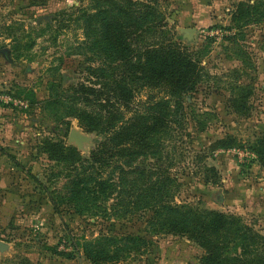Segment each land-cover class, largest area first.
<instances>
[{
    "label": "rangeland",
    "instance_id": "374dc122",
    "mask_svg": "<svg viewBox=\"0 0 264 264\" xmlns=\"http://www.w3.org/2000/svg\"><path fill=\"white\" fill-rule=\"evenodd\" d=\"M161 1L167 31L182 38L176 41L192 50H209L203 60L209 76L187 98V136L174 154L181 183L176 202L239 217L264 236V169L249 150L264 134V22L255 20L263 8L236 27L232 17L239 3L255 0ZM92 4L0 0V240L8 244L0 251V264H92L83 249L87 241L127 234L150 243L142 252L108 264H200V246L187 237L150 235L143 213L94 219L76 213L63 200L68 171L50 160L44 143L77 147L68 141L76 129L90 140L80 149L87 155L100 139L86 132L71 110L77 86L93 85L86 68L104 64L101 52L90 49L84 35L80 9ZM238 69L244 71L241 81L253 89L249 118L227 107V83L236 81L238 75L232 72ZM146 95L137 102L146 101ZM191 110L206 113L200 117L203 130L192 120ZM218 141L231 146L223 148ZM206 167L218 171L216 182L205 181V174L212 175L205 173Z\"/></svg>",
    "mask_w": 264,
    "mask_h": 264
},
{
    "label": "trees",
    "instance_id": "16d2710c",
    "mask_svg": "<svg viewBox=\"0 0 264 264\" xmlns=\"http://www.w3.org/2000/svg\"><path fill=\"white\" fill-rule=\"evenodd\" d=\"M90 1L92 6L80 9L84 35L90 49L101 52L104 64L86 68L93 85L77 86L71 110L82 128L100 139L87 155L62 141L44 143L50 160L68 171L63 200L76 213L94 219L143 213L150 235L187 237L200 246L204 250L200 264H264V236L252 226L239 217L175 199L181 183L174 154L187 136V98L209 76L203 65L209 50H192L176 41L182 38L167 31L161 0ZM238 6L232 17L236 27L249 23L262 8V17L255 20L264 22V0ZM243 72H232L238 78L227 83V107L249 118L253 89L241 81ZM143 92L146 101L137 102ZM81 101L85 108L78 107ZM189 113L203 130L200 117L206 113ZM218 145L231 146L225 141ZM249 150L264 169V134L250 143ZM207 172L212 175L205 174V181L219 179L215 168L206 167ZM149 243L137 234L101 235L83 249L92 264H108L142 252Z\"/></svg>",
    "mask_w": 264,
    "mask_h": 264
},
{
    "label": "water",
    "instance_id": "95a60500",
    "mask_svg": "<svg viewBox=\"0 0 264 264\" xmlns=\"http://www.w3.org/2000/svg\"><path fill=\"white\" fill-rule=\"evenodd\" d=\"M6 53V51H5ZM68 141L70 144H75L80 150L85 143H89V138L84 135L82 132L72 129L69 133ZM8 249V244L0 240V251L4 252Z\"/></svg>",
    "mask_w": 264,
    "mask_h": 264
}]
</instances>
